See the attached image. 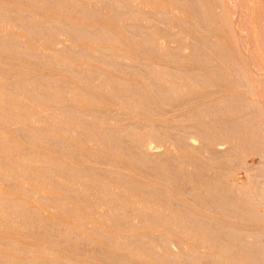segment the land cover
I'll list each match as a JSON object with an SVG mask.
<instances>
[{
  "label": "bare ground",
  "instance_id": "1",
  "mask_svg": "<svg viewBox=\"0 0 264 264\" xmlns=\"http://www.w3.org/2000/svg\"><path fill=\"white\" fill-rule=\"evenodd\" d=\"M0 264H264V0H0Z\"/></svg>",
  "mask_w": 264,
  "mask_h": 264
}]
</instances>
